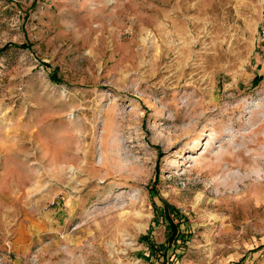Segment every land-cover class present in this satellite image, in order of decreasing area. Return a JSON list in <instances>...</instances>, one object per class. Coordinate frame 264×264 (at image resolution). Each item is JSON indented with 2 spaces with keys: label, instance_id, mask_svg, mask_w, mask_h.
<instances>
[{
  "label": "rangeland",
  "instance_id": "obj_1",
  "mask_svg": "<svg viewBox=\"0 0 264 264\" xmlns=\"http://www.w3.org/2000/svg\"><path fill=\"white\" fill-rule=\"evenodd\" d=\"M261 17L0 0V264H264Z\"/></svg>",
  "mask_w": 264,
  "mask_h": 264
},
{
  "label": "trees",
  "instance_id": "obj_2",
  "mask_svg": "<svg viewBox=\"0 0 264 264\" xmlns=\"http://www.w3.org/2000/svg\"><path fill=\"white\" fill-rule=\"evenodd\" d=\"M25 46V45H22ZM52 80L56 81V82H60L61 78L58 77L57 73L54 71L51 75ZM156 207H159L156 203H155ZM162 216L164 220H167V225H168V230H169V237L167 240V245L171 246L172 244H175L178 242L179 238L182 237L180 235V226L181 223L180 221H176V214L177 213V209L176 207H174L173 205H171L170 203H168L167 201L164 202V205L162 206ZM149 237L147 236H143L142 240H148ZM166 249V247H161Z\"/></svg>",
  "mask_w": 264,
  "mask_h": 264
},
{
  "label": "built area",
  "instance_id": "obj_3",
  "mask_svg": "<svg viewBox=\"0 0 264 264\" xmlns=\"http://www.w3.org/2000/svg\"><path fill=\"white\" fill-rule=\"evenodd\" d=\"M262 5V17L259 23L258 36L260 42V50L264 54V0H261Z\"/></svg>",
  "mask_w": 264,
  "mask_h": 264
}]
</instances>
